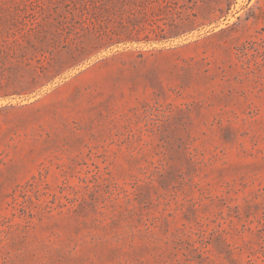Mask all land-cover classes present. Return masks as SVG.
Listing matches in <instances>:
<instances>
[{
    "label": "rangeland",
    "instance_id": "1",
    "mask_svg": "<svg viewBox=\"0 0 264 264\" xmlns=\"http://www.w3.org/2000/svg\"><path fill=\"white\" fill-rule=\"evenodd\" d=\"M0 264H264V0H0Z\"/></svg>",
    "mask_w": 264,
    "mask_h": 264
}]
</instances>
